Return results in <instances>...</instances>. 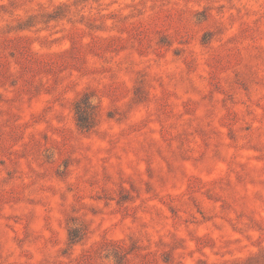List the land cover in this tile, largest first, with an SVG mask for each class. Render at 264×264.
<instances>
[{
  "label": "rangeland",
  "instance_id": "1",
  "mask_svg": "<svg viewBox=\"0 0 264 264\" xmlns=\"http://www.w3.org/2000/svg\"><path fill=\"white\" fill-rule=\"evenodd\" d=\"M0 264H264V0H0Z\"/></svg>",
  "mask_w": 264,
  "mask_h": 264
}]
</instances>
